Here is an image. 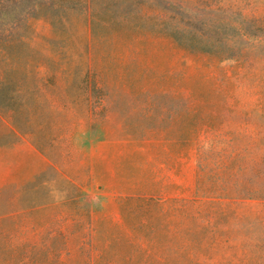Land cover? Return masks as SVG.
<instances>
[{"label":"rangeland","instance_id":"rangeland-1","mask_svg":"<svg viewBox=\"0 0 264 264\" xmlns=\"http://www.w3.org/2000/svg\"><path fill=\"white\" fill-rule=\"evenodd\" d=\"M0 264H264V0H0Z\"/></svg>","mask_w":264,"mask_h":264}]
</instances>
